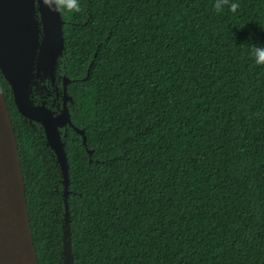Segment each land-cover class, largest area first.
Segmentation results:
<instances>
[{"label":"trees","instance_id":"16d2710c","mask_svg":"<svg viewBox=\"0 0 264 264\" xmlns=\"http://www.w3.org/2000/svg\"><path fill=\"white\" fill-rule=\"evenodd\" d=\"M80 0L33 105L63 111L68 174L0 70L40 264H264V0ZM36 17L41 22L37 5ZM43 32L41 31V37Z\"/></svg>","mask_w":264,"mask_h":264},{"label":"water","instance_id":"95a60500","mask_svg":"<svg viewBox=\"0 0 264 264\" xmlns=\"http://www.w3.org/2000/svg\"><path fill=\"white\" fill-rule=\"evenodd\" d=\"M37 5L40 23L36 17ZM63 24L61 13L50 11L42 0H0V70L13 88L19 112L43 124L47 139L68 174L60 129L72 126L86 144L84 131L71 121L68 103L72 97L67 90L71 81L64 78L63 111L58 115L45 105H33L29 98L34 72L47 75L63 51ZM66 260L67 264H75L70 245ZM0 264H40L30 225L16 132L1 84Z\"/></svg>","mask_w":264,"mask_h":264},{"label":"clouds","instance_id":"9594fccd","mask_svg":"<svg viewBox=\"0 0 264 264\" xmlns=\"http://www.w3.org/2000/svg\"><path fill=\"white\" fill-rule=\"evenodd\" d=\"M42 3L50 11L56 13L74 12L80 13L82 11V5L80 0H42ZM227 5L229 10L235 13L239 7L236 2H230V0H215L213 7L216 11H221L224 6ZM251 55L254 57V62L257 65H264V44H252Z\"/></svg>","mask_w":264,"mask_h":264},{"label":"flooded vegetation","instance_id":"af4514ba","mask_svg":"<svg viewBox=\"0 0 264 264\" xmlns=\"http://www.w3.org/2000/svg\"><path fill=\"white\" fill-rule=\"evenodd\" d=\"M70 84V83H69Z\"/></svg>","mask_w":264,"mask_h":264}]
</instances>
